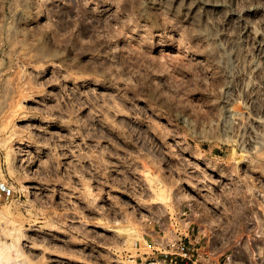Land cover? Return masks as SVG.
Listing matches in <instances>:
<instances>
[{"label": "rangeland", "instance_id": "obj_1", "mask_svg": "<svg viewBox=\"0 0 264 264\" xmlns=\"http://www.w3.org/2000/svg\"><path fill=\"white\" fill-rule=\"evenodd\" d=\"M182 210L264 264V0H0V264H140Z\"/></svg>", "mask_w": 264, "mask_h": 264}, {"label": "built area", "instance_id": "obj_2", "mask_svg": "<svg viewBox=\"0 0 264 264\" xmlns=\"http://www.w3.org/2000/svg\"><path fill=\"white\" fill-rule=\"evenodd\" d=\"M188 210L179 211L175 217H170L171 237L166 240L165 244L160 245V248L153 249L148 255H142L143 260L140 264H166V258L169 256L173 259H186L190 261V256L186 251V242H196L198 238L194 234V228H190L191 223L186 221L188 217ZM189 224V225H188ZM194 261V260H193ZM231 260L227 259L226 264Z\"/></svg>", "mask_w": 264, "mask_h": 264}, {"label": "crops", "instance_id": "obj_3", "mask_svg": "<svg viewBox=\"0 0 264 264\" xmlns=\"http://www.w3.org/2000/svg\"><path fill=\"white\" fill-rule=\"evenodd\" d=\"M186 251L188 252L189 256H190V263L189 264H198L195 262V260L193 261V241H189V242H186V247H185ZM175 260V261H174ZM166 261L169 262L170 264H179L183 261V259H173V258H170V257H167L166 258ZM179 262V263H178Z\"/></svg>", "mask_w": 264, "mask_h": 264}, {"label": "bare ground", "instance_id": "obj_4", "mask_svg": "<svg viewBox=\"0 0 264 264\" xmlns=\"http://www.w3.org/2000/svg\"><path fill=\"white\" fill-rule=\"evenodd\" d=\"M206 211V210H205ZM211 213V212H210ZM18 231V230H17ZM20 238V237H19ZM19 238H17V239H19ZM15 239V238H14ZM22 239V238H21ZM12 242V241H11ZM18 242V241H17ZM20 242V241H19ZM21 242H23V240L21 241ZM2 245L3 246H5L6 248H7V250H8V248H13V246H14V244H10V243H8V242H6V241H3L2 240ZM16 243V242H15ZM15 247V246H14ZM15 251V250H14ZM20 254V253H19ZM0 259H2L1 257H0ZM5 259V258H4ZM17 260V259H16ZM5 261H6V259H5Z\"/></svg>", "mask_w": 264, "mask_h": 264}]
</instances>
